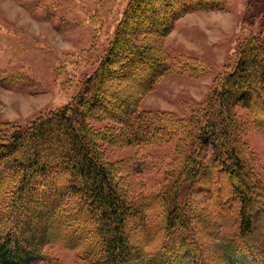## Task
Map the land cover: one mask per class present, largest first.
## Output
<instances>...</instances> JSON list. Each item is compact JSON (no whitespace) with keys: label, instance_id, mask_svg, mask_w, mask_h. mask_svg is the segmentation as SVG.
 Wrapping results in <instances>:
<instances>
[{"label":"trees","instance_id":"trees-1","mask_svg":"<svg viewBox=\"0 0 264 264\" xmlns=\"http://www.w3.org/2000/svg\"><path fill=\"white\" fill-rule=\"evenodd\" d=\"M228 2L127 0L96 66L67 102L24 124L0 123V264L52 263L44 247L56 243L76 249L77 264H264V223L256 217L264 215V181L238 112L247 110L264 133V0H246L247 35L188 114L139 106L167 73L208 72L201 58L170 59L164 38L187 12ZM126 81L134 82L127 94ZM95 121L107 122L108 131L95 129ZM157 141L171 144L161 188L128 196L103 145H133L136 158ZM130 162L139 169V161ZM222 172L237 182H231L237 225L221 229L223 206L231 204L227 191L220 199L212 195L218 216L211 214L202 233L191 227L190 207L181 208L183 192L205 177L207 189L198 191L211 194L210 178ZM243 172L250 177L241 180ZM249 185L261 190L255 194ZM76 200L84 205L74 208ZM154 206L159 218L150 223ZM160 231L159 245L147 249L145 239Z\"/></svg>","mask_w":264,"mask_h":264},{"label":"rangeland","instance_id":"rangeland-1","mask_svg":"<svg viewBox=\"0 0 264 264\" xmlns=\"http://www.w3.org/2000/svg\"><path fill=\"white\" fill-rule=\"evenodd\" d=\"M126 2L0 0V123L24 124L44 110L67 102L78 91L82 77L96 66ZM245 3L246 0H230L217 9L190 11L179 17L164 38L166 53L170 59H179L181 55L201 58L208 72L200 78L178 70L163 75L154 89L143 95L140 108L171 111L177 116L188 114L207 94L216 75L225 70L226 62L247 35L245 29L248 28L241 22ZM257 24L256 21L252 28L255 29ZM133 83H124L125 94L131 92ZM238 112L242 116L241 135L253 162L261 170L263 182L264 133L248 120L247 110L239 108ZM92 124L95 129L108 131L109 125L105 121ZM158 144L159 141L145 147L142 155L140 152L136 158L133 145H103L105 157L114 162L115 178L128 196L139 190L148 193L161 188L171 144ZM130 161H139V169H133ZM240 177L241 180L248 178L250 173L243 172ZM210 180L211 194L198 191L207 189L206 178H201L202 185L197 182L192 192H183L187 201L181 208L186 212L190 207L191 227L204 233L207 219L211 220V214L217 212L212 195L220 199V195L228 191L231 204L228 202L223 206L221 223V229L228 232L237 225L238 205L235 190L231 188V182H237L231 180L226 172L212 176ZM249 189L255 194L261 190L259 186L250 185ZM82 205L76 200L73 207ZM204 206L208 208L210 217L202 209ZM155 208L147 212L150 223L156 216L159 218ZM197 217L203 226L195 223ZM256 217L264 223L261 212ZM90 218L97 220L98 216L93 213ZM160 234L161 231L145 239L147 249H155L159 245ZM44 252L52 261L45 264L78 262L76 249L59 243L45 245Z\"/></svg>","mask_w":264,"mask_h":264}]
</instances>
